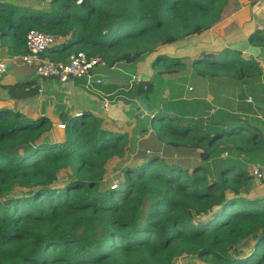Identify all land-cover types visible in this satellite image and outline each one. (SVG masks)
<instances>
[{
  "label": "trees",
  "instance_id": "1",
  "mask_svg": "<svg viewBox=\"0 0 264 264\" xmlns=\"http://www.w3.org/2000/svg\"><path fill=\"white\" fill-rule=\"evenodd\" d=\"M76 1L48 0L38 9L0 0V45L25 55V36L36 30L60 38L43 52L50 62L82 52L108 68L133 66L212 28L234 0ZM247 39L264 47V30ZM241 53L203 55L194 71L236 83L264 80V67ZM138 83L145 94L153 86ZM58 119L53 125L0 108V264H172L180 257L264 264V196L244 195L255 184L244 156L264 153V121L219 111L193 122L160 112L151 118L154 139L171 154L147 145L132 163L126 135L101 130L87 112ZM248 238L253 249L240 257L235 248Z\"/></svg>",
  "mask_w": 264,
  "mask_h": 264
},
{
  "label": "crops",
  "instance_id": "2",
  "mask_svg": "<svg viewBox=\"0 0 264 264\" xmlns=\"http://www.w3.org/2000/svg\"><path fill=\"white\" fill-rule=\"evenodd\" d=\"M255 30H264V0L231 1L221 20L200 34L159 47L133 66H100L94 80L100 78L101 84L94 81L88 83L84 79L66 83L53 78L39 79L35 65L27 66L20 60H8L11 54L0 45V61L4 62L6 68L0 74V108L18 111L33 120L45 117L53 125L58 124V117L62 113L75 117L78 113L87 112L99 120L101 130L110 135L127 136L128 155L132 156L129 162H137L133 157L138 151L144 152L147 145L155 149L146 151L157 150L162 155L167 150L155 142L151 115L163 112L170 118L197 122L225 111L264 121L262 78L254 77L236 83L229 78L200 76L194 71L202 64L194 67V62L203 55L218 54L225 49L236 50L234 46L248 42V35ZM249 47L257 48L258 55L252 56L247 51L238 50L242 52L241 57H254L263 68L264 47L250 43ZM159 55L178 59L181 65H175L172 70L164 62H155ZM140 81H152L149 93L141 92ZM248 98H251L250 102ZM141 116L144 118L140 119ZM225 152L229 154L227 150ZM227 157L223 153L220 158L224 160ZM244 157L248 169L253 166L264 168V153ZM115 161L111 163L117 165L122 160Z\"/></svg>",
  "mask_w": 264,
  "mask_h": 264
},
{
  "label": "built area",
  "instance_id": "3",
  "mask_svg": "<svg viewBox=\"0 0 264 264\" xmlns=\"http://www.w3.org/2000/svg\"><path fill=\"white\" fill-rule=\"evenodd\" d=\"M77 4H82L83 0H77ZM60 38L38 32L36 30H30L25 36V47L27 54L25 55H9L8 60L16 61L20 60L23 65L31 66L35 65L36 75L40 79H56L60 83H66L74 79H84L88 83L92 81L95 84H101L100 78L94 80L95 72L100 66L105 64L98 58L87 57L82 52L71 54L67 61L53 63L45 58L41 60L38 58V54L56 45ZM6 70L4 62L0 61V74ZM251 101V98H248ZM144 117H140L143 119ZM152 118V115L150 119ZM59 129H63L64 126L59 124ZM228 153H224L227 156ZM248 175L254 181H264V168L259 166H253L248 169Z\"/></svg>",
  "mask_w": 264,
  "mask_h": 264
},
{
  "label": "rangeland",
  "instance_id": "4",
  "mask_svg": "<svg viewBox=\"0 0 264 264\" xmlns=\"http://www.w3.org/2000/svg\"><path fill=\"white\" fill-rule=\"evenodd\" d=\"M10 2L16 6L21 7H34L38 9L45 8L47 6L48 0H10ZM171 154L170 151H163L162 155H169ZM132 156L129 155V159ZM115 165L111 163V166L109 167L108 171L111 172L113 167ZM112 176L110 178L112 179V183H115L117 174L115 172L111 173ZM65 178L64 174L60 173L58 175V182L56 183L57 186H62L63 179ZM255 184L252 185L246 192H244V195L246 197L252 198L255 196H261L264 195V182L263 181H254ZM111 183V181H110ZM17 195V193H15ZM14 194L12 196H15ZM254 242L251 240V238L246 239L245 241L241 242L238 246H236L235 251L239 253L240 257H245L249 254V252L253 249ZM172 264H211L207 261L199 260L198 258H190V257H184L177 259L176 262H173Z\"/></svg>",
  "mask_w": 264,
  "mask_h": 264
},
{
  "label": "water",
  "instance_id": "5",
  "mask_svg": "<svg viewBox=\"0 0 264 264\" xmlns=\"http://www.w3.org/2000/svg\"><path fill=\"white\" fill-rule=\"evenodd\" d=\"M234 48L236 50L247 51L252 56H257L258 53H259V50L257 48L249 47V43L248 42H244V43H242L240 45H236V46H234ZM38 58L43 60L45 57H44L43 54H38ZM142 109L145 110V107L142 106Z\"/></svg>",
  "mask_w": 264,
  "mask_h": 264
}]
</instances>
